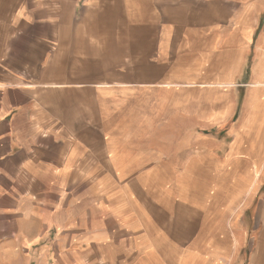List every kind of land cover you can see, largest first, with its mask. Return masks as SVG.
<instances>
[{
	"label": "crops",
	"instance_id": "crops-1",
	"mask_svg": "<svg viewBox=\"0 0 264 264\" xmlns=\"http://www.w3.org/2000/svg\"><path fill=\"white\" fill-rule=\"evenodd\" d=\"M0 264H264V0H0Z\"/></svg>",
	"mask_w": 264,
	"mask_h": 264
},
{
	"label": "rangeland",
	"instance_id": "rangeland-1",
	"mask_svg": "<svg viewBox=\"0 0 264 264\" xmlns=\"http://www.w3.org/2000/svg\"><path fill=\"white\" fill-rule=\"evenodd\" d=\"M94 177H95V181H97V182L101 181V178H102L101 175H97V176H94ZM79 193L80 194H86L87 192H86V190H81V191H79Z\"/></svg>",
	"mask_w": 264,
	"mask_h": 264
}]
</instances>
